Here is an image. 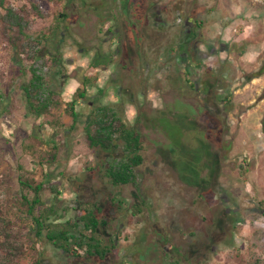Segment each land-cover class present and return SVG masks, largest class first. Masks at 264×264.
<instances>
[{
  "label": "rangeland",
  "instance_id": "rangeland-1",
  "mask_svg": "<svg viewBox=\"0 0 264 264\" xmlns=\"http://www.w3.org/2000/svg\"><path fill=\"white\" fill-rule=\"evenodd\" d=\"M3 3L24 36L15 50L0 32V211L23 234L18 264H264V0ZM30 68L58 101L38 117ZM103 106L139 133L133 184L104 177L120 147L85 143L84 117ZM22 179L41 184L33 214L80 238L74 257L30 233Z\"/></svg>",
  "mask_w": 264,
  "mask_h": 264
},
{
  "label": "trees",
  "instance_id": "trees-1",
  "mask_svg": "<svg viewBox=\"0 0 264 264\" xmlns=\"http://www.w3.org/2000/svg\"><path fill=\"white\" fill-rule=\"evenodd\" d=\"M22 16L13 10L4 7L3 0H0V32L8 39L13 49H18V43L23 39V29L20 25ZM264 73V61L258 70L257 75ZM85 80L82 83L84 85ZM42 78L30 68V76L27 84L23 87L25 94V104L28 114L38 117L42 114L48 113V104H58L56 99H51L48 96L54 95L52 91H48L46 96H42L43 88ZM75 98L81 99L84 97V90L80 91L78 88L74 91ZM42 96V98L40 97ZM74 100L66 103V107L71 118V123L78 121L79 113L73 110ZM83 136L86 145L91 149H99L106 151L108 149H117L120 147V155L112 158L104 172V177L107 183L111 186H122L133 184L135 180L134 170L141 162L140 155L141 143L139 133L134 127L126 126L116 112L108 107H95L90 109L84 117V124L82 127ZM18 185L22 192L29 191L32 194L28 200L24 194L19 196V199L24 207V213L30 219L31 227L30 233L37 237L42 234L44 239L53 247L58 248L67 253L69 256H75V250L68 248V241H72L73 245L79 246L80 238L76 239L68 234L66 229H59L52 231L49 226H45L48 214L39 213L33 214L36 206L41 205L39 192L41 184H32L27 180H18ZM0 211V264H18L19 259L24 256L25 247L23 243V234L16 228L10 219ZM47 215V216H46ZM85 219V220H84ZM83 228L89 232V236L85 237L87 242H92V234L97 226V222L91 214L83 218ZM44 231V232H43ZM86 245V244H83ZM92 251L87 253L96 255L99 259L106 252V249H100L96 244L88 245ZM30 264H38L33 261Z\"/></svg>",
  "mask_w": 264,
  "mask_h": 264
},
{
  "label": "flooded vegetation",
  "instance_id": "flooded-vegetation-1",
  "mask_svg": "<svg viewBox=\"0 0 264 264\" xmlns=\"http://www.w3.org/2000/svg\"><path fill=\"white\" fill-rule=\"evenodd\" d=\"M138 21H139V20H138ZM174 21H175V22H178L179 20H178V18H176ZM184 24H185V28H186V29H190V28H191V24H190L189 22L185 21Z\"/></svg>",
  "mask_w": 264,
  "mask_h": 264
}]
</instances>
